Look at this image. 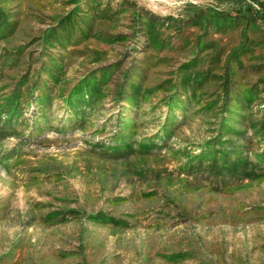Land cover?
Instances as JSON below:
<instances>
[{"label":"rangeland","instance_id":"rangeland-1","mask_svg":"<svg viewBox=\"0 0 264 264\" xmlns=\"http://www.w3.org/2000/svg\"><path fill=\"white\" fill-rule=\"evenodd\" d=\"M75 1L0 0V103H19L0 113V264H264V29L224 0H128L46 49ZM216 140L248 170L190 161Z\"/></svg>","mask_w":264,"mask_h":264},{"label":"trees","instance_id":"trees-1","mask_svg":"<svg viewBox=\"0 0 264 264\" xmlns=\"http://www.w3.org/2000/svg\"><path fill=\"white\" fill-rule=\"evenodd\" d=\"M113 0H76L75 4H77L76 11L71 12L67 17L62 19L58 23V27L54 31H50L44 38V47L47 49L48 47L57 49H67L69 45H77L80 40H88L93 35V30L96 22L98 20H108L112 19L114 17H118L119 13H127L129 11H132V7L134 6L132 3H130L128 0H122V3L117 5V8L119 9H113L112 2ZM225 2H229L231 5V10L236 13V16L238 17H244L247 18L249 21L254 20L256 24H258L262 29H264V0H224ZM114 10V11H113ZM134 18L137 21V24L141 29H143V26H146V20L145 13L134 11ZM0 19L2 20V23L0 24H6L3 31L6 30V27L9 24V17L4 14V12L0 9ZM161 25H156V27H160ZM151 31V30H150ZM152 32V31H151ZM4 59V58H3ZM2 59V60H3ZM51 67V65L44 64L43 71L46 76H48L52 81H57L60 70L59 67L55 66ZM42 75V74H41ZM89 85H87L88 87ZM124 87L121 89L120 94L125 93ZM95 90V89H94ZM94 90L86 93L85 88H77L74 90V93L77 95V101L79 104H82L84 101V98H92ZM135 92L138 94L135 95ZM228 92V91H227ZM194 93V92H193ZM190 92V101L189 105L192 104L193 99L195 98V94ZM141 94V91H138L137 89H133V92L131 93V96H136L137 100H139V96ZM249 98V94L247 95V99ZM18 97H16V100ZM229 99V97H228ZM40 100H44L42 97ZM182 102V101H181ZM178 104L179 106L186 105L185 102ZM137 102H133V104H136ZM18 104L15 101L11 102V99H9L6 102L0 103V113L8 108H18ZM2 105V106H1ZM229 104L226 101L223 104V108L225 111H228ZM172 110V108H171ZM231 115H233L232 111L227 113V118L224 119V121L221 124V133L224 134H230V132L235 131L233 128L231 129V126L228 122V119H231ZM12 123V118H10L7 121V124L10 125ZM174 121L172 119L167 121L165 124L166 131L164 132V137H170L172 131L174 129ZM131 127H134L132 125ZM170 130V131H169ZM239 134V133H237ZM240 135V134H239ZM152 144V143H151ZM135 145L134 143H127L126 144V150H129L131 153H136L134 149ZM155 150L152 147L148 146H140L139 152H153ZM235 162L231 163L230 161V154L226 152V149L224 146H222L219 141H213L210 142L207 145V148L203 151L201 156L191 158V162H199L200 166L199 168H204L203 162L207 161L209 162V165L206 167L210 170H220L222 172H230V173H236L240 171H246L251 166L249 162L245 159H243V154L236 152L235 154ZM179 257L180 255H176L171 257L169 260L172 262V259Z\"/></svg>","mask_w":264,"mask_h":264}]
</instances>
